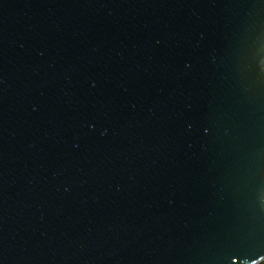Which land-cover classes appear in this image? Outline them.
<instances>
[{"label":"water","instance_id":"1","mask_svg":"<svg viewBox=\"0 0 264 264\" xmlns=\"http://www.w3.org/2000/svg\"><path fill=\"white\" fill-rule=\"evenodd\" d=\"M264 260V0H0V264Z\"/></svg>","mask_w":264,"mask_h":264},{"label":"trees","instance_id":"2","mask_svg":"<svg viewBox=\"0 0 264 264\" xmlns=\"http://www.w3.org/2000/svg\"><path fill=\"white\" fill-rule=\"evenodd\" d=\"M259 264H264V260L261 263H259Z\"/></svg>","mask_w":264,"mask_h":264}]
</instances>
